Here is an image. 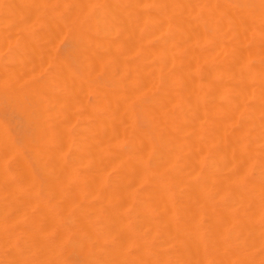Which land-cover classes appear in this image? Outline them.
<instances>
[{
    "label": "bare ground",
    "instance_id": "1",
    "mask_svg": "<svg viewBox=\"0 0 264 264\" xmlns=\"http://www.w3.org/2000/svg\"><path fill=\"white\" fill-rule=\"evenodd\" d=\"M0 264H264V0H0Z\"/></svg>",
    "mask_w": 264,
    "mask_h": 264
}]
</instances>
